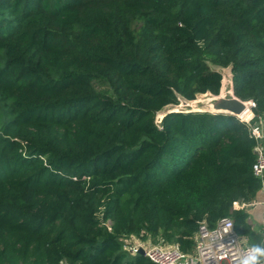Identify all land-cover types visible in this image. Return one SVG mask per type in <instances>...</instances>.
<instances>
[{"label":"trees","instance_id":"16d2710c","mask_svg":"<svg viewBox=\"0 0 264 264\" xmlns=\"http://www.w3.org/2000/svg\"><path fill=\"white\" fill-rule=\"evenodd\" d=\"M264 114V0H0V264H153L260 196L249 126L173 111L219 95ZM252 113V112H251Z\"/></svg>","mask_w":264,"mask_h":264},{"label":"built area","instance_id":"2783aa9c","mask_svg":"<svg viewBox=\"0 0 264 264\" xmlns=\"http://www.w3.org/2000/svg\"><path fill=\"white\" fill-rule=\"evenodd\" d=\"M253 107H255V104L252 102L250 104L252 116L249 119L243 117H240V119L248 124L250 135L256 142L254 148L256 162L253 166V173L261 183L259 193L261 200L257 198L251 201L236 202L235 209L246 213L258 206H262L264 210V114L255 115L252 111ZM229 223L232 227L227 234H224L223 229ZM194 242V251L192 253H185L178 245L154 244L151 241L144 242L132 236L129 238V243H126L125 248L133 255L139 254V250L143 248L145 257L153 264H234L233 255L243 254L251 246L248 239L241 236L235 230L234 221L230 218L220 220L215 228H210L206 221L200 222ZM221 244L224 245L223 250L220 248ZM225 252H227V256L221 259L220 257L224 256Z\"/></svg>","mask_w":264,"mask_h":264},{"label":"water","instance_id":"95a60500","mask_svg":"<svg viewBox=\"0 0 264 264\" xmlns=\"http://www.w3.org/2000/svg\"><path fill=\"white\" fill-rule=\"evenodd\" d=\"M204 97L206 99L200 103V105L208 104L209 107L214 109V111L211 110L213 113H226L240 118L247 109H250L249 103L236 97L233 90V83L231 94H227L224 97L221 96V93L219 95L207 94ZM139 254L145 256V251L143 248L139 250Z\"/></svg>","mask_w":264,"mask_h":264},{"label":"rangeland","instance_id":"374dc122","mask_svg":"<svg viewBox=\"0 0 264 264\" xmlns=\"http://www.w3.org/2000/svg\"><path fill=\"white\" fill-rule=\"evenodd\" d=\"M218 70H220L223 74V85L226 82V86L227 88L232 90V73H231V69L230 68H218ZM223 87V86H222ZM206 98L204 96H198L196 100L194 101H186V100H182L181 103L177 106H169L167 107L163 112L158 114V122H160L161 118L169 113V112H173V111H192V112H210L213 113L209 107L208 104H202L200 105V103H202ZM248 103H252L251 101H248ZM252 116V113H250L246 119H249ZM251 201V200H250ZM257 227L256 230L263 233L264 234V225L262 223H256ZM129 243V240L126 242Z\"/></svg>","mask_w":264,"mask_h":264},{"label":"clouds","instance_id":"9594fccd","mask_svg":"<svg viewBox=\"0 0 264 264\" xmlns=\"http://www.w3.org/2000/svg\"><path fill=\"white\" fill-rule=\"evenodd\" d=\"M232 225L229 223L224 229L223 233L227 234ZM220 248L223 250L224 245L221 244ZM227 256V252L221 259ZM234 264H264V241L252 244L243 254L233 255L232 257Z\"/></svg>","mask_w":264,"mask_h":264},{"label":"crops","instance_id":"0c3cea01","mask_svg":"<svg viewBox=\"0 0 264 264\" xmlns=\"http://www.w3.org/2000/svg\"><path fill=\"white\" fill-rule=\"evenodd\" d=\"M261 200V195L258 198ZM249 214V223L256 229V223H262L264 225V210L262 206L251 209L247 212Z\"/></svg>","mask_w":264,"mask_h":264},{"label":"bare ground","instance_id":"6f19581e","mask_svg":"<svg viewBox=\"0 0 264 264\" xmlns=\"http://www.w3.org/2000/svg\"><path fill=\"white\" fill-rule=\"evenodd\" d=\"M227 94H231V89L227 88L226 86V82L224 83L223 87H222V91H221V96H226ZM211 110L214 111V109L212 107H210ZM251 113L250 109H247L242 115L241 117L246 118L249 114Z\"/></svg>","mask_w":264,"mask_h":264}]
</instances>
